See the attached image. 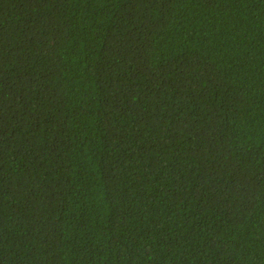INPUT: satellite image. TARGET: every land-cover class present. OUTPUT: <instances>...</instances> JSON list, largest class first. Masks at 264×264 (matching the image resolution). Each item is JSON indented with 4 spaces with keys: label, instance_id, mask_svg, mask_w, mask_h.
<instances>
[{
    "label": "trees",
    "instance_id": "trees-1",
    "mask_svg": "<svg viewBox=\"0 0 264 264\" xmlns=\"http://www.w3.org/2000/svg\"><path fill=\"white\" fill-rule=\"evenodd\" d=\"M0 264H264V0H0Z\"/></svg>",
    "mask_w": 264,
    "mask_h": 264
}]
</instances>
